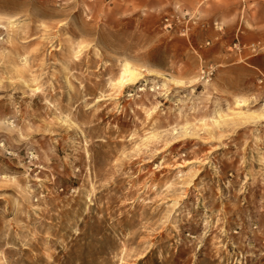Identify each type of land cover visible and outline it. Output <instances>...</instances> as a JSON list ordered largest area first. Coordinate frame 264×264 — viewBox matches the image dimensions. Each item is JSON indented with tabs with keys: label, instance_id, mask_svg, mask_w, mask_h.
Returning <instances> with one entry per match:
<instances>
[{
	"label": "rangeland",
	"instance_id": "374dc122",
	"mask_svg": "<svg viewBox=\"0 0 264 264\" xmlns=\"http://www.w3.org/2000/svg\"><path fill=\"white\" fill-rule=\"evenodd\" d=\"M0 264H264V0H0Z\"/></svg>",
	"mask_w": 264,
	"mask_h": 264
},
{
	"label": "bare ground",
	"instance_id": "6f19581e",
	"mask_svg": "<svg viewBox=\"0 0 264 264\" xmlns=\"http://www.w3.org/2000/svg\"><path fill=\"white\" fill-rule=\"evenodd\" d=\"M13 26V24H12ZM9 37V36H8ZM128 64V63H127ZM131 65V64H130ZM130 65H126L124 70L122 71L123 74H121V78H119L120 80V84L122 88H125L126 85H132L135 84L137 79H138V74L136 73V71L134 69H132L130 67ZM124 66V65H123ZM116 80V79H115ZM70 83V82H69ZM117 86V85H116ZM113 88V87H112ZM106 95V94H105ZM147 98V97H146ZM103 101V99H99L98 103ZM103 110V109H102ZM223 113V112H222ZM204 125V124H203ZM156 127V126H155ZM38 181V180H37ZM81 252V251H78ZM52 258V257H51Z\"/></svg>",
	"mask_w": 264,
	"mask_h": 264
}]
</instances>
